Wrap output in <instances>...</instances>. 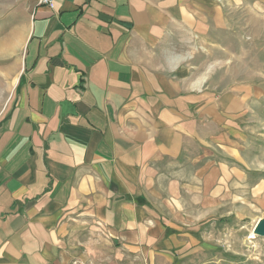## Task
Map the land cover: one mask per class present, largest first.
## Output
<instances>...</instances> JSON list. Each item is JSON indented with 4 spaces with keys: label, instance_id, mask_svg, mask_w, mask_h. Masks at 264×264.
<instances>
[{
    "label": "crops",
    "instance_id": "obj_1",
    "mask_svg": "<svg viewBox=\"0 0 264 264\" xmlns=\"http://www.w3.org/2000/svg\"><path fill=\"white\" fill-rule=\"evenodd\" d=\"M200 1H26L0 121V264H126L185 191L204 194L207 148L222 155L232 127L185 54Z\"/></svg>",
    "mask_w": 264,
    "mask_h": 264
},
{
    "label": "rangeland",
    "instance_id": "obj_2",
    "mask_svg": "<svg viewBox=\"0 0 264 264\" xmlns=\"http://www.w3.org/2000/svg\"><path fill=\"white\" fill-rule=\"evenodd\" d=\"M28 4L0 0V121L20 73ZM199 17L201 34L185 54L201 66L193 71L208 70L206 86L226 101L222 124L232 127L231 140L222 155L207 148L204 194L185 191L184 210L163 213L165 238L126 264H264V238L252 233L264 219V0H201Z\"/></svg>",
    "mask_w": 264,
    "mask_h": 264
},
{
    "label": "water",
    "instance_id": "obj_3",
    "mask_svg": "<svg viewBox=\"0 0 264 264\" xmlns=\"http://www.w3.org/2000/svg\"><path fill=\"white\" fill-rule=\"evenodd\" d=\"M254 236L264 238V219L259 220L252 231Z\"/></svg>",
    "mask_w": 264,
    "mask_h": 264
},
{
    "label": "built area",
    "instance_id": "obj_4",
    "mask_svg": "<svg viewBox=\"0 0 264 264\" xmlns=\"http://www.w3.org/2000/svg\"><path fill=\"white\" fill-rule=\"evenodd\" d=\"M26 1H33L38 6L47 5L51 7L53 4V0H26Z\"/></svg>",
    "mask_w": 264,
    "mask_h": 264
}]
</instances>
